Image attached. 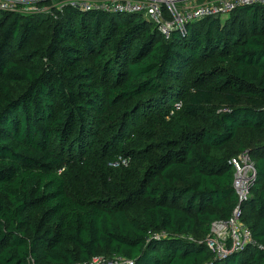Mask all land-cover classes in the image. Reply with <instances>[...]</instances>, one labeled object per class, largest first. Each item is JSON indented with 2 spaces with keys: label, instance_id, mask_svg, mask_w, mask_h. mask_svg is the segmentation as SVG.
Segmentation results:
<instances>
[{
  "label": "trees",
  "instance_id": "1",
  "mask_svg": "<svg viewBox=\"0 0 264 264\" xmlns=\"http://www.w3.org/2000/svg\"><path fill=\"white\" fill-rule=\"evenodd\" d=\"M55 14L0 7V264H264V6ZM237 209L255 246L218 258Z\"/></svg>",
  "mask_w": 264,
  "mask_h": 264
},
{
  "label": "built area",
  "instance_id": "2",
  "mask_svg": "<svg viewBox=\"0 0 264 264\" xmlns=\"http://www.w3.org/2000/svg\"><path fill=\"white\" fill-rule=\"evenodd\" d=\"M180 1L182 0H114L107 8L94 5L83 6L87 9L94 7L124 16H142L157 25L166 36H170L175 29L186 34L188 25L199 19L226 18L241 7L264 6V0H214L196 4L189 12L181 13L176 6ZM0 7L8 8L10 6ZM176 109H180V107L178 106ZM232 164L235 171L236 193L241 200H244L250 194L255 178L250 155L244 154L233 160ZM242 216V210L237 209L229 221L213 226L212 233L207 240V248L216 257L224 258L231 253L255 246L252 231L243 224ZM126 264L133 263L126 262Z\"/></svg>",
  "mask_w": 264,
  "mask_h": 264
},
{
  "label": "rangeland",
  "instance_id": "3",
  "mask_svg": "<svg viewBox=\"0 0 264 264\" xmlns=\"http://www.w3.org/2000/svg\"><path fill=\"white\" fill-rule=\"evenodd\" d=\"M114 0H0V6L18 7L22 12H32L38 10L40 15L48 19L56 16L55 10H60L66 4L68 5H94L101 7L111 6ZM121 1V0H118ZM214 0H182L176 4L177 10L181 13H186L191 10L196 4L210 2ZM227 18V17H226ZM226 18H223L226 20ZM169 20V18H167Z\"/></svg>",
  "mask_w": 264,
  "mask_h": 264
}]
</instances>
